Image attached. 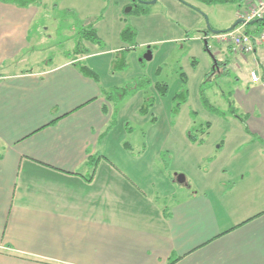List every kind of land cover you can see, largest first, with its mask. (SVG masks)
Here are the masks:
<instances>
[{"label":"crops","instance_id":"0c3cea01","mask_svg":"<svg viewBox=\"0 0 264 264\" xmlns=\"http://www.w3.org/2000/svg\"><path fill=\"white\" fill-rule=\"evenodd\" d=\"M31 7L0 1V264H264V170L231 178L225 167L213 179L208 161L166 191L130 179L141 162L126 154L131 143L99 150L114 133L108 85L70 59L6 71L30 44ZM90 45L79 61L97 55ZM227 54L240 56L226 46L217 61L241 70ZM242 57L252 70L261 64L262 82L247 83L264 96V47ZM246 126L249 145L257 133ZM255 148L264 157V144Z\"/></svg>","mask_w":264,"mask_h":264},{"label":"rangeland","instance_id":"374dc122","mask_svg":"<svg viewBox=\"0 0 264 264\" xmlns=\"http://www.w3.org/2000/svg\"><path fill=\"white\" fill-rule=\"evenodd\" d=\"M142 1L147 3L145 12L126 14L131 0H40L25 13L30 18V44L6 71H38L51 63L72 60L76 34L82 25L94 23L102 43L89 44L97 55L85 63L96 67L108 91H127L121 101L111 103L114 133L99 148L101 153L105 146L114 149L118 139H126L135 148L134 154L126 151L128 157L141 159L137 165L130 163L127 175L133 181L137 175L140 184L146 176V187L153 184L158 191L170 189L178 175L188 182L199 178L208 161L216 163L213 179L222 175L225 167L231 178L238 177L241 169L260 173L264 157L255 147L264 144V120L259 118L264 116V96L249 94L254 88L247 83L252 82V68L244 57L227 54L231 60L239 58L241 70L216 67L214 59L220 58L226 44L210 32L230 29L251 2L209 6L198 0ZM127 28L137 34L134 48L121 38ZM148 48L151 60L145 59ZM127 49L132 50L127 68L114 71L120 52ZM183 74L188 101L176 114L173 98L183 85ZM146 79L150 85L133 94L131 90L144 85ZM156 83L169 85L167 96H158ZM152 99L153 106L142 113ZM247 111L252 113L248 120ZM246 124L257 133L251 135L249 145L244 144Z\"/></svg>","mask_w":264,"mask_h":264},{"label":"trees","instance_id":"16d2710c","mask_svg":"<svg viewBox=\"0 0 264 264\" xmlns=\"http://www.w3.org/2000/svg\"><path fill=\"white\" fill-rule=\"evenodd\" d=\"M1 2L5 4H11L14 6H17L19 8H28L31 6H37L41 2L40 0H0ZM199 2L205 4V5H233V4H242L248 0H198ZM145 8L138 7L135 8L132 13L135 14H141L142 12H145ZM131 13V14H132ZM94 23H87L85 25H82L80 28V31L78 34H76L75 37V49L72 54V61H75V67L78 68V70L86 77L93 79L96 82H101L99 75L92 70L85 61H79L80 58L85 57L90 53V48L87 46L86 43L92 44L94 46L101 45L102 41L97 35V31L94 28ZM249 31H259L261 29H264V22H259L258 24L251 25L249 28ZM225 32V31H224ZM137 34L132 28H127L125 31H123L121 38L123 42L130 43L131 47H135V40H136ZM131 49H127L126 51H121L119 54L118 61L115 63L114 71H123L127 68V55L129 52H131ZM71 56V55H70ZM225 64V63H224ZM220 62H218V66H220ZM228 64H225V67H227ZM183 85L181 86V89L177 92L176 96H174V102L175 109L174 112L177 114L179 112V109L182 105L186 104L188 101V90L186 88V77L183 74ZM144 85L137 84L135 89H132L131 91L133 94H136L139 91L145 90V88L150 85V80H145ZM155 90L158 96L165 97L167 96L169 92V85L165 83H156L155 84ZM127 91L124 89H114L112 91L104 90V95L106 97V101L108 103H117L121 101L125 96ZM153 99L149 102L147 106H144L142 113L146 114L148 112V108L153 106ZM106 111V109H105ZM208 127H210L208 125ZM194 142H197V139L195 137H191ZM2 158V154L0 153V159ZM177 261H179L178 258L172 257L168 264H175Z\"/></svg>","mask_w":264,"mask_h":264},{"label":"built area","instance_id":"2783aa9c","mask_svg":"<svg viewBox=\"0 0 264 264\" xmlns=\"http://www.w3.org/2000/svg\"><path fill=\"white\" fill-rule=\"evenodd\" d=\"M248 1L251 6L240 16L242 23L235 30L217 36L234 54L240 56H254L264 47V29L255 32L248 29L253 23L264 21V0ZM261 67V64L257 63V70L251 71L252 82H262Z\"/></svg>","mask_w":264,"mask_h":264},{"label":"water","instance_id":"95a60500","mask_svg":"<svg viewBox=\"0 0 264 264\" xmlns=\"http://www.w3.org/2000/svg\"><path fill=\"white\" fill-rule=\"evenodd\" d=\"M156 2H157V0H153L149 4H155ZM132 9H133L132 7L127 8L126 9V14H129L132 11ZM261 22H264V21H261ZM241 23H242V21L241 20H238L234 26H232L230 29L226 30L225 32H231V31L235 30ZM257 23H259V22H255L252 25H255ZM210 32L213 33L214 35H217V36L220 35V34H222V33H225L224 31L223 32H218V31H212L211 29H210ZM206 46H207V49H209L208 42H206ZM145 59L151 60L152 59V52L149 53V56H145ZM214 62H215L216 67H218V61H217V59H214ZM176 181H177L178 184L185 185L186 178L183 175H178L176 177Z\"/></svg>","mask_w":264,"mask_h":264},{"label":"flooded vegetation","instance_id":"af4514ba","mask_svg":"<svg viewBox=\"0 0 264 264\" xmlns=\"http://www.w3.org/2000/svg\"><path fill=\"white\" fill-rule=\"evenodd\" d=\"M131 3H132V6H129V7H132V11L135 9V8H138V7H142L144 8V6H146V2H143L142 0H131ZM128 7V8H129ZM130 14V13H129ZM151 51V48H148L147 51H146V56H149V53Z\"/></svg>","mask_w":264,"mask_h":264}]
</instances>
